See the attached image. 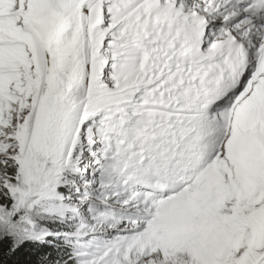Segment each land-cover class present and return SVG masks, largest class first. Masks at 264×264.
I'll list each match as a JSON object with an SVG mask.
<instances>
[{
    "label": "snow or ice",
    "instance_id": "1",
    "mask_svg": "<svg viewBox=\"0 0 264 264\" xmlns=\"http://www.w3.org/2000/svg\"><path fill=\"white\" fill-rule=\"evenodd\" d=\"M0 264H264V0H0Z\"/></svg>",
    "mask_w": 264,
    "mask_h": 264
}]
</instances>
